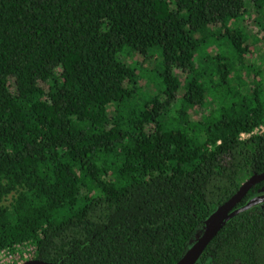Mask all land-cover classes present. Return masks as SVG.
<instances>
[{
  "label": "trees",
  "instance_id": "trees-1",
  "mask_svg": "<svg viewBox=\"0 0 264 264\" xmlns=\"http://www.w3.org/2000/svg\"><path fill=\"white\" fill-rule=\"evenodd\" d=\"M250 9L264 0H0V251L177 264L264 173ZM207 261L264 264V202L224 225Z\"/></svg>",
  "mask_w": 264,
  "mask_h": 264
},
{
  "label": "water",
  "instance_id": "water-1",
  "mask_svg": "<svg viewBox=\"0 0 264 264\" xmlns=\"http://www.w3.org/2000/svg\"><path fill=\"white\" fill-rule=\"evenodd\" d=\"M264 182V173L252 176L245 181L238 192L230 198L225 204L214 211L205 221L203 231L196 235V240L192 246L186 251L184 256L177 264H196L202 252L224 225L238 213L260 205L264 202V196L256 197L250 200L244 207L236 209V206L242 201L249 190L255 185ZM23 264H48L37 260L25 262Z\"/></svg>",
  "mask_w": 264,
  "mask_h": 264
},
{
  "label": "rangeland",
  "instance_id": "rangeland-1",
  "mask_svg": "<svg viewBox=\"0 0 264 264\" xmlns=\"http://www.w3.org/2000/svg\"><path fill=\"white\" fill-rule=\"evenodd\" d=\"M249 15H250V19L247 20V22H245V23H247V30L251 34H255L258 31V28H260V26L262 25L263 28H261V32H258V34H257L258 38L261 39L262 37H264V14H260V13L258 14L253 9H250ZM258 25H260V26L258 27ZM261 56L262 55L259 53V50H257L255 57L252 58L250 61L255 62V64H258V61L261 59ZM26 250L27 249L24 248V253L26 256H28V254H27L28 252H26ZM15 257L17 258V263H20V264H21V262H23L25 260V258H23L22 256H15ZM200 264H210V263H209V261H207V262H203Z\"/></svg>",
  "mask_w": 264,
  "mask_h": 264
},
{
  "label": "built area",
  "instance_id": "built-area-1",
  "mask_svg": "<svg viewBox=\"0 0 264 264\" xmlns=\"http://www.w3.org/2000/svg\"><path fill=\"white\" fill-rule=\"evenodd\" d=\"M259 132L264 131V126L260 127L258 129ZM246 135H241V138H245ZM24 248L27 249L26 252H28V256L25 255L24 253ZM33 254H34V249L31 246H25V245H20L16 246L14 250L10 251L8 249L1 250L0 251V264H20L17 263V258L15 256H22L25 258L21 264L32 261L33 260Z\"/></svg>",
  "mask_w": 264,
  "mask_h": 264
},
{
  "label": "flooded vegetation",
  "instance_id": "flooded-vegetation-1",
  "mask_svg": "<svg viewBox=\"0 0 264 264\" xmlns=\"http://www.w3.org/2000/svg\"><path fill=\"white\" fill-rule=\"evenodd\" d=\"M261 193L263 194V193H264V191L262 190V191H261ZM196 264H198V261H197V263H196Z\"/></svg>",
  "mask_w": 264,
  "mask_h": 264
}]
</instances>
